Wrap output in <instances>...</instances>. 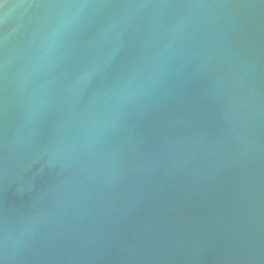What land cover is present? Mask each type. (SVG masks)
<instances>
[{"label": "water", "instance_id": "95a60500", "mask_svg": "<svg viewBox=\"0 0 264 264\" xmlns=\"http://www.w3.org/2000/svg\"><path fill=\"white\" fill-rule=\"evenodd\" d=\"M0 264H264V0H0Z\"/></svg>", "mask_w": 264, "mask_h": 264}]
</instances>
